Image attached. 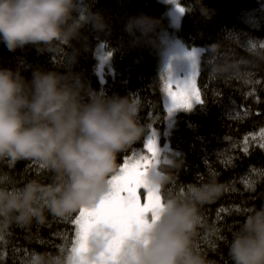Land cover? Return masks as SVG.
<instances>
[{
    "label": "clouds",
    "instance_id": "1",
    "mask_svg": "<svg viewBox=\"0 0 264 264\" xmlns=\"http://www.w3.org/2000/svg\"><path fill=\"white\" fill-rule=\"evenodd\" d=\"M180 16L182 0H163ZM98 0H0V44L12 53L33 49L57 57L53 67L0 66V162L14 169L22 161L38 168V175L18 182L0 170V237L16 226L44 225L48 216L67 219L77 210L97 206L110 191L109 177L120 170L118 157L146 133L140 101L132 93L109 94L91 87L81 57L108 45L113 27L95 8ZM192 11L206 20L215 10L194 0ZM163 22L145 13L126 16L121 46L159 49ZM96 43L93 45L92 41ZM264 61V53L257 52ZM216 79L240 74L239 60L226 57L220 42L207 45L198 57ZM251 63V62H249ZM29 71L30 75H25ZM153 164L144 177L157 192L160 206L148 223L133 229L110 249L115 231L96 225L86 235L55 250H31L22 264H216L197 248L201 230L219 240L222 229L202 219L205 205L214 203L224 186L211 173L200 181L173 190L186 158L158 144ZM230 264H264V204L248 210L227 242Z\"/></svg>",
    "mask_w": 264,
    "mask_h": 264
},
{
    "label": "trees",
    "instance_id": "2",
    "mask_svg": "<svg viewBox=\"0 0 264 264\" xmlns=\"http://www.w3.org/2000/svg\"><path fill=\"white\" fill-rule=\"evenodd\" d=\"M182 2L189 14L178 15L175 34L168 6L162 0H98L95 8L109 18L113 27L109 44L99 47L113 55L103 66V79L98 70L99 47L81 57L77 70L86 74L93 89H104L109 94L132 93L140 101L139 118L146 129L145 137L120 154L121 166L126 158L144 151L149 128L163 129L167 114L159 49L122 47L121 41L128 39L123 31L126 16L145 13L160 18L161 32H172L187 47L204 49L219 41L226 57L241 62L244 70L225 79L214 78L207 65L201 63L197 89L205 104L178 110L168 136L170 150L182 154L187 164L176 185L170 186L173 190L203 180L209 173L224 186L223 195L202 209V219L222 229L221 238L209 240L201 230L195 242L216 264H230L227 242L231 232L249 209L264 204V61L255 55L264 53V0H204L215 10L209 20L192 11L194 0ZM92 43L95 45L96 41ZM21 60L45 67L59 63L55 56L38 55L33 49L12 53L0 44V66L14 68ZM0 170L10 171L18 182L39 174L30 161L19 162L14 169L0 162ZM249 182L254 183L246 188ZM79 212L67 219L49 215L44 225L34 223L30 229L9 227L0 239V264H22V258L33 249L52 251L73 243L77 229L73 221Z\"/></svg>",
    "mask_w": 264,
    "mask_h": 264
},
{
    "label": "snow or ice",
    "instance_id": "3",
    "mask_svg": "<svg viewBox=\"0 0 264 264\" xmlns=\"http://www.w3.org/2000/svg\"><path fill=\"white\" fill-rule=\"evenodd\" d=\"M184 8L180 9L183 14ZM202 48H192L185 55L190 61V72L186 79L173 78L170 70H165L163 91L167 98L165 105L168 117L174 115L177 110H190L193 102L205 104L196 86V77L200 73L201 63L198 59ZM113 53L108 51L102 56L100 69L107 64ZM264 147V145H261ZM145 147L151 153V158L137 156L124 160L118 173L113 175L110 180V191L91 209H81L79 217L73 223L77 225L76 237L86 235L96 225L104 224L112 227L115 231L110 249L115 251L120 239L128 235L133 229L140 228L148 223L147 216H156L157 208L160 206V197L157 192L150 189L144 179L148 168L153 164L154 158L159 151L157 147L156 134L153 132L148 137ZM167 150V148H165ZM254 182L246 183V188H251ZM141 190L146 194V202H141ZM2 239V237H0Z\"/></svg>",
    "mask_w": 264,
    "mask_h": 264
},
{
    "label": "rangeland",
    "instance_id": "4",
    "mask_svg": "<svg viewBox=\"0 0 264 264\" xmlns=\"http://www.w3.org/2000/svg\"><path fill=\"white\" fill-rule=\"evenodd\" d=\"M168 11H169L170 25L173 27L175 34H176V30H177L178 24H179L178 14L175 13L174 11L170 10L169 7H168ZM160 37H161V44L159 47V54H160V62H161V65L163 66V70H164L163 78L166 75L165 70H170L171 74L173 75V78L186 79L189 72H190L191 65H190V61L187 58V56L185 55V53L187 51H191L192 48H198L199 49L202 47H199V46L187 47L180 41V39L175 37L174 34L172 32H169V31L161 32ZM105 54H106V52L103 50L102 47H99L97 49V56L99 58L100 63H101L100 58L102 56H104ZM98 70H99V68H98ZM99 73H100L101 79H103L102 73L100 71H99ZM163 84H164V79H163ZM196 86H197V77H196ZM163 102H164V106H165L167 104V98L164 94V91H163ZM195 104L196 103L193 102V106ZM176 112L174 113L173 116L169 117L168 119H167L168 113L166 114L165 126L163 129H157V128H154L152 126L149 128V131L146 134V138H145L144 151L139 153L137 156L142 155V156L151 158V153L148 152L145 145H146L148 137L151 136L153 134V132H155L157 144L161 148H167L168 150L171 149L170 144H169V140H168V136H169V133L173 127ZM141 193H142L141 194V202L145 203L146 202V199H145L146 194L143 193V190H141Z\"/></svg>",
    "mask_w": 264,
    "mask_h": 264
}]
</instances>
